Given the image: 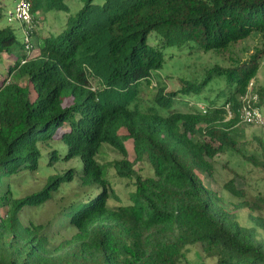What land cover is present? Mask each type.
Here are the masks:
<instances>
[{"label":"trees","instance_id":"trees-1","mask_svg":"<svg viewBox=\"0 0 264 264\" xmlns=\"http://www.w3.org/2000/svg\"><path fill=\"white\" fill-rule=\"evenodd\" d=\"M30 1L33 13L67 9L65 0ZM84 1L69 29L39 40L36 53L26 35L0 28V65L13 61L0 81V264H264V219L239 220L243 209L264 211V195L227 204L200 175L212 176L223 153L264 171L263 139L249 154L237 128L264 47L245 61L231 56L264 40V0ZM167 50L235 64L217 63L165 93L156 73ZM152 78L158 93L145 100L141 85ZM212 81L225 84L224 101L188 109L186 97ZM256 94L264 104V89ZM128 142L151 176L135 169ZM105 146L121 159L101 164ZM111 168L129 187L123 204L113 203ZM44 172L40 191L17 196L21 181ZM235 181L225 190L243 198ZM52 203V217H32Z\"/></svg>","mask_w":264,"mask_h":264},{"label":"rangeland","instance_id":"rangeland-1","mask_svg":"<svg viewBox=\"0 0 264 264\" xmlns=\"http://www.w3.org/2000/svg\"><path fill=\"white\" fill-rule=\"evenodd\" d=\"M18 0H0V6L3 8L4 18L0 23V28L12 27L15 29L18 36H22L24 31L28 32V37L31 43L34 46L35 52L38 51V42L41 39L47 37H57L62 35L69 27L76 21L77 15L83 9L85 5L84 0H65L64 4L67 9L60 11H50L43 12L42 10L33 13V21L30 25H20L17 22L9 23L8 15L14 10L15 4ZM106 0H94L93 4L98 6H103ZM246 45V46H245ZM240 45L239 49L236 51L237 55H231L232 58L239 61L238 58H241V61L250 59V57L256 53L258 50H261L264 47V40L261 36L251 39L247 44ZM230 55L227 54V57ZM165 65L161 71L156 73L158 76L157 79L159 83L165 89V93L178 92L184 86V81L189 80L193 81L198 78V81H201L203 78L200 77V74L204 73L206 69H209L211 66L219 63L226 67L233 66L235 61H227L225 64L221 62L213 55H204L199 54V56L192 57L188 55V51H171L167 50L165 54ZM232 60V59H231ZM13 61L9 58H6L5 62L0 65V81L8 80L10 77L7 76V67ZM253 83L252 92L249 93V96L255 95L257 91L264 89V62L261 65L257 76ZM91 88L96 89L95 81H91ZM156 80L152 78L151 83L148 85L144 83L141 85V88L144 89V99L152 100L154 96L158 93L156 86ZM225 88V84L222 81L214 82L212 81L200 94L199 97L195 96L193 93H190L186 99L188 102V109H196L197 106H204L206 109H209V101L217 100V103H222L224 99H217L218 89ZM264 100V97H263ZM258 106L261 108V113L264 116V104L262 100L258 101ZM198 108V107H197ZM238 130L241 132L239 139V148H243V151H248L250 153H255V149L258 148L257 138H262L264 141V128L260 127H248L243 124L237 126ZM129 150V159L135 163V169L142 173L144 176H151V165L148 162H135V153L132 150L130 142L126 143ZM121 155L113 149L111 146H105L103 149V154L99 155L98 161L101 164H111L116 160H120ZM214 172L212 176H209L206 173L200 172L201 178L204 185L216 192L223 200L230 204H239L243 201H255L258 195H264V171L261 168H258L252 164L240 161L239 156L232 155L231 153H223L218 155L213 161ZM73 166L71 163L68 167ZM67 167V168H68ZM48 173H36L31 178L30 175L27 176L21 183L18 188V197L24 198L27 195H30L34 192L41 190L45 183V176ZM109 177L114 184V189L118 194V199L113 201L115 205L123 204L126 202L125 194L129 187L126 185V182L115 177V170L109 169ZM235 179L236 185L239 189H242L246 192V196L243 198H235L231 196L225 190V184L228 181ZM18 184V183H16ZM73 188V187H72ZM60 202V205L64 204ZM256 207L255 205H252ZM257 208V207H256ZM58 210V204L52 203L47 205L45 208L38 212L32 213V217L36 219H49L52 217ZM250 216L257 217L259 219H264V211L262 210H250L243 209L239 213V220L241 225L251 227L253 222ZM260 233H263L260 231ZM190 259H194V255H189ZM209 264L213 262L209 261Z\"/></svg>","mask_w":264,"mask_h":264},{"label":"built area","instance_id":"built-area-1","mask_svg":"<svg viewBox=\"0 0 264 264\" xmlns=\"http://www.w3.org/2000/svg\"><path fill=\"white\" fill-rule=\"evenodd\" d=\"M9 21H18L21 23H30V4L28 0H19L12 13L9 14ZM253 83L249 86V91L242 98V108L240 110V121L242 124L253 127L264 128V116L258 107V96L251 95Z\"/></svg>","mask_w":264,"mask_h":264},{"label":"clouds","instance_id":"clouds-1","mask_svg":"<svg viewBox=\"0 0 264 264\" xmlns=\"http://www.w3.org/2000/svg\"><path fill=\"white\" fill-rule=\"evenodd\" d=\"M19 1V0H18ZM18 1L16 2V3H18ZM29 1V4H30V15H31V22L30 23H28V24H26V23H21V22H18V21H9V15H8V22L9 23H14V22H17L18 24H20V25H30L31 23H32V21H33V12H32V5H31V1L30 0H28ZM15 7H16V4H15ZM15 7H14V9H15ZM14 11V10H13ZM12 11V12H13ZM12 12H10V13H12ZM9 13V14H10ZM23 35H26V39H25V42L26 43H28V45H29V49H30V51H33V49H34V46L33 45H30V42H29V37H28V32H26V31H24V33H23ZM251 84V83H250ZM250 84H249V86H250ZM249 86H248V91H249ZM248 93V92H247ZM257 95V94H256ZM258 96V95H257ZM242 100V99H241ZM258 101H259V99H258ZM198 107V109L201 111V112H203V113H205L206 112V108L204 107V106H197ZM259 107V106H258ZM260 108V107H259ZM261 109V108H260ZM231 113H229V117L231 118ZM241 123V122H240ZM242 124V123H241ZM253 127V126H252Z\"/></svg>","mask_w":264,"mask_h":264}]
</instances>
